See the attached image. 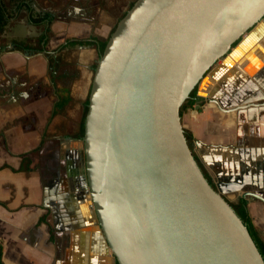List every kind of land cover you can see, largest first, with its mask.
I'll list each match as a JSON object with an SVG mask.
<instances>
[{
    "label": "crops",
    "instance_id": "crops-1",
    "mask_svg": "<svg viewBox=\"0 0 264 264\" xmlns=\"http://www.w3.org/2000/svg\"><path fill=\"white\" fill-rule=\"evenodd\" d=\"M51 17L41 52L34 45ZM134 0H2L0 30V260L3 264H116L88 196L80 136L84 101L106 40ZM66 39H90L58 50ZM264 20L219 59L181 116L215 189L246 209L264 241ZM46 52L53 62L49 64ZM76 55L72 58L73 53ZM95 59V60H94ZM94 60V61H93ZM246 101L245 108L240 104ZM261 101V102H262ZM234 104V106H233ZM246 105V104H245Z\"/></svg>",
    "mask_w": 264,
    "mask_h": 264
},
{
    "label": "water",
    "instance_id": "water-1",
    "mask_svg": "<svg viewBox=\"0 0 264 264\" xmlns=\"http://www.w3.org/2000/svg\"><path fill=\"white\" fill-rule=\"evenodd\" d=\"M261 20L264 0H134L116 22L93 68L82 141L88 196L117 264H264L179 115Z\"/></svg>",
    "mask_w": 264,
    "mask_h": 264
},
{
    "label": "trees",
    "instance_id": "trees-1",
    "mask_svg": "<svg viewBox=\"0 0 264 264\" xmlns=\"http://www.w3.org/2000/svg\"><path fill=\"white\" fill-rule=\"evenodd\" d=\"M132 4H133V2H131L129 4V7ZM21 6H25L27 8L28 14H29V21L31 23H33V24L46 23V27L44 29L43 34L41 36H39V38L36 39V42H35L34 45L29 44L27 41H16V42L13 43V45H14L15 48H17L19 50H26V51L30 50V51H34V52H41V51L44 50L45 43H46L47 38L49 36V31H50L49 30V24L51 22V17L47 13H35L33 11V9L29 6V4L27 2H25V1H20L19 2L18 7H21ZM13 15H14L13 13L11 15H8L5 12V8H4V5L2 3V0H0V30H1L2 26H3V24L6 22V20L11 18ZM115 26H116V24L112 28L111 32L114 30ZM106 40H104V41H102L101 43L98 44L97 55H99L102 52V50L104 48V45L106 43ZM76 43H78V44H90L91 42H90V39H66L65 43L61 44L58 47V50H61V49H63L64 47H66L68 45L76 44ZM46 56L48 58L49 64L51 62H53L54 59H53L52 54L50 52H46ZM95 64H96V62L93 64L92 69L95 67ZM89 88H90V86H89ZM196 90H197V87L196 86L193 87V89L189 92L187 98L180 105V107H179V115H180V117L182 116V114L185 111L190 109L193 106V104L195 103V101L197 100ZM88 92H89V89H88ZM87 102H88V94H87V97H86V99L84 101L83 119H82V123H81L80 136H83V132H84V117H85V113L87 111ZM183 134H184V137L186 139L187 145L190 148L191 153H192L197 165L199 166L201 172L203 173V175L206 178V180L208 181V183L215 189V186L213 185L211 177L208 175L207 171L205 170V168L203 167L202 163L199 161L198 157L196 156V154L193 151V141H192L191 132L183 127ZM225 200L228 202V204L232 207L234 212L237 214V216L241 219L243 224L246 226V228H247V230L249 232V235L251 236L254 244L256 245V247H257V249H258L259 253L261 254V257H262V259L264 261V241L259 236V234H258L257 230L255 229V227H254V225H253V223L251 221V218H250V216H249V214L247 212L246 200L244 198H239L235 202L229 201L226 198H225ZM0 264H3L1 262V260H0Z\"/></svg>",
    "mask_w": 264,
    "mask_h": 264
},
{
    "label": "rangeland",
    "instance_id": "rangeland-1",
    "mask_svg": "<svg viewBox=\"0 0 264 264\" xmlns=\"http://www.w3.org/2000/svg\"><path fill=\"white\" fill-rule=\"evenodd\" d=\"M71 53H73V52H70V55H71ZM75 55H76V53H73V55H72V56H70V57H72V58H73ZM94 60H95V59H94ZM94 60H93V61H94ZM180 118H181V117H180ZM232 202H234V201H232Z\"/></svg>",
    "mask_w": 264,
    "mask_h": 264
},
{
    "label": "flooded vegetation",
    "instance_id": "flooded-vegetation-1",
    "mask_svg": "<svg viewBox=\"0 0 264 264\" xmlns=\"http://www.w3.org/2000/svg\"><path fill=\"white\" fill-rule=\"evenodd\" d=\"M259 101H262V99L261 100H259ZM264 101V100H263Z\"/></svg>",
    "mask_w": 264,
    "mask_h": 264
}]
</instances>
